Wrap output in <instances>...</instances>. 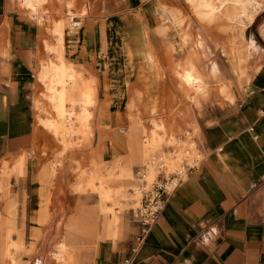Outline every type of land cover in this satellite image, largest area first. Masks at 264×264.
Masks as SVG:
<instances>
[{
    "label": "crops",
    "instance_id": "0c3cea01",
    "mask_svg": "<svg viewBox=\"0 0 264 264\" xmlns=\"http://www.w3.org/2000/svg\"><path fill=\"white\" fill-rule=\"evenodd\" d=\"M197 19L218 25L224 34L216 71L212 64L202 66L196 59L197 49L188 44L206 38L196 27ZM55 23L62 58L63 47L77 46L83 63L98 78V87L108 85L114 101L129 83L140 84L143 115L161 109L160 88H165L166 62L172 56L178 59L180 82L198 91L211 85L206 97L196 95L185 103L192 108L190 119L198 127V154L202 156L192 164L184 162L178 184L144 241L133 249L141 228L131 212L119 225L117 217L105 213L100 234L104 236L95 240L87 264H121L125 258L130 259L128 264H264V0H0V162L20 156L21 171L27 160L22 154L43 144L52 151L55 144L38 121L33 98L46 26ZM41 75L51 80L50 89L59 82L65 86L66 80L63 101L55 95L59 106L64 107L67 97L74 98L77 75L72 65L44 67ZM67 75L70 80L65 79ZM55 80L59 82L54 84ZM131 118L127 134L108 131L110 154L128 147L132 156L141 155L140 121ZM42 119L51 127V118ZM101 140L96 130L91 144L99 146ZM56 149L60 152L62 144ZM80 152L64 150L59 173L67 167V154ZM143 161L145 168L155 170L154 154ZM168 161L173 166L178 162L175 158ZM47 175L39 172L33 160L28 176L13 179L20 194L25 191L27 195L18 217L27 218L30 227L47 217L42 242L60 237L54 252L74 260L81 247L98 236V217L81 212L71 215L62 237L69 193L63 191L58 177L49 197L42 191V185L49 184L42 182ZM109 176L98 175L100 196L124 194L123 185L114 191ZM45 200L52 202L48 214L41 208ZM105 206L102 209L107 212ZM75 219L77 225L72 227ZM213 227L218 234L211 233ZM205 235H209L208 244ZM35 264L63 263L42 257Z\"/></svg>",
    "mask_w": 264,
    "mask_h": 264
},
{
    "label": "rangeland",
    "instance_id": "374dc122",
    "mask_svg": "<svg viewBox=\"0 0 264 264\" xmlns=\"http://www.w3.org/2000/svg\"><path fill=\"white\" fill-rule=\"evenodd\" d=\"M196 22L197 29L206 35V38L202 43L193 39L188 44L197 49L196 59L202 66L212 64L213 71H216L224 34L216 24L201 19H197ZM46 29L48 35L42 42L43 55L36 73L37 86L33 98L39 123L52 134L56 145L62 144V150L57 152L54 144L52 153L51 149L43 144L33 152L22 154L27 157L26 168L22 171L17 164L20 156L5 157L0 162V248L10 245L9 248L0 249V264H35L40 262L42 257H50L63 264L89 263L92 245L97 238L104 236L100 234L105 213L109 218L117 217V225L121 224L125 215L128 212L132 213V209L141 203L144 194L155 181L168 175L183 173L182 165L186 160L192 164L196 158L202 156L198 154V127L196 122L190 119L192 108L190 104L185 103L193 100L196 95L206 97L211 85L205 91H198L195 86L180 82L176 72L177 57L172 56L166 62L169 72L165 75V88H160L163 102L161 109L159 106L156 114L143 115V99L138 94L141 89L139 83L126 85L114 101L108 85L98 87V78L83 63L77 46L69 50L66 46L63 47V58L59 54L58 24L46 26ZM202 49H207L208 53H204ZM63 62L72 65L77 75L74 98L71 99L74 102L67 97L64 101L67 111L64 112L55 97L56 89L49 88L51 80L40 76L44 67L51 68ZM57 81L55 80L54 84ZM46 117L58 122L54 121V126L51 123L49 127L42 119ZM131 117L140 121L141 155L132 156L128 147L121 153L117 151L116 155L110 154L108 131L116 130L127 134L133 120ZM96 130L101 132L102 140L99 146L91 144ZM66 149H70V152H81L67 154L65 161L67 167L59 173L61 155ZM150 153L156 157L153 171L145 168L143 161ZM172 158L178 160L174 166L168 161ZM33 160L39 167V172L44 171L48 174V178L42 182L49 184H43L42 191L49 193V197L57 187L53 183L55 178H62L63 191L68 189L69 198L64 208L68 216L62 223L64 229L62 237L65 236V223L71 215L81 212L84 215L96 214L98 217V236L88 240L86 243L88 246L81 247L80 254L74 260L67 256L59 257L54 252V245L60 237L49 240L46 244L42 242L43 224L47 217L36 224L32 222V227L25 221L27 218L18 217L19 206L25 207L27 204V195L25 191L20 194L18 186L13 184V179L28 176V164L30 166ZM100 173L108 176L110 174V186L115 191L116 187L123 185L125 193H113L112 197H109L112 193H104L105 196L101 197V188L98 189ZM51 203V200L41 202V208L47 214ZM102 204L106 205L104 208L108 209L107 212L102 209ZM27 223L28 226L25 225Z\"/></svg>",
    "mask_w": 264,
    "mask_h": 264
},
{
    "label": "built area",
    "instance_id": "2783aa9c",
    "mask_svg": "<svg viewBox=\"0 0 264 264\" xmlns=\"http://www.w3.org/2000/svg\"><path fill=\"white\" fill-rule=\"evenodd\" d=\"M183 172V171H181ZM182 173L168 175L155 181L151 188L144 194L141 203L132 209V219L140 225V232L136 237L134 250L144 241L151 226L165 208L170 192L178 184ZM129 258H125L121 264H128Z\"/></svg>",
    "mask_w": 264,
    "mask_h": 264
},
{
    "label": "bare ground",
    "instance_id": "6f19581e",
    "mask_svg": "<svg viewBox=\"0 0 264 264\" xmlns=\"http://www.w3.org/2000/svg\"><path fill=\"white\" fill-rule=\"evenodd\" d=\"M232 1H234L235 2V0H232ZM239 1V0H238ZM246 1V0H245ZM260 2V1H259ZM236 3H237V1H236ZM240 3V2H239ZM241 4V3H240ZM234 5V4H233ZM262 5V4H261ZM256 6H260L257 2H256ZM253 7V6H252ZM245 8H246V6H245ZM243 10V9H242ZM208 13V12H207ZM210 13V12H209ZM248 13V12H247ZM250 14V13H249ZM243 16V15H242ZM252 16V15H251ZM239 20V19H238ZM242 23V22H241ZM249 23V22H248ZM243 24V23H242ZM235 27V26H234ZM182 30V29H181ZM235 31V30H234ZM186 41V40H185ZM187 41H188V39H187ZM64 70V69H63ZM62 72H64V71H62ZM187 72V71H186ZM62 74H64V73H62ZM66 74V73H65ZM200 74V73H199ZM181 75V74H180ZM190 75V74H189ZM61 77H64V76H61ZM200 77H202V76H200ZM68 78V79H67ZM70 78L71 77H69V75H67V77L65 78V79H67V80H70ZM75 78V77H74ZM194 78V77H193ZM204 78V77H203ZM46 79V78H45ZM191 79V78H190ZM201 79V78H200ZM62 80V79H61ZM203 80V79H202ZM45 81V80H44ZM193 81V80H192ZM199 81H201V80H199ZM59 82V81H58ZM197 83V82H196ZM205 83V82H204ZM193 84V83H192ZM70 85V84H69ZM65 86H66V80H65ZM64 84L62 83V82H59V84H58V86L55 88H53V89H56V96L59 98V100L60 101H63V95H64ZM201 88V87H200ZM88 96H89V94H88ZM57 99V98H56ZM87 99V98H86ZM89 102H91V101H89ZM89 102H88V104H89ZM86 104V103H85ZM61 108H62V111L64 112L65 110H64V107L61 105L60 106ZM50 119V118H49ZM45 121V120H44ZM46 122V121H45ZM51 122H53V126H54V121H53V119H52V121ZM50 122V123H51ZM46 124H47V122H46ZM65 125V124H64ZM55 128H57V127H55ZM128 144V143H127ZM129 146V145H128ZM182 167H183V169H184V164L182 165ZM147 169L148 170H150V168L149 167H147ZM183 171V170H182ZM100 180V179H99ZM102 180V179H101ZM101 180H100V182H101ZM103 182V181H102ZM77 225V221H76V219L74 220V221H72V223H71V226L72 227H75ZM6 248H9V247H7V245H6ZM69 256V255H68Z\"/></svg>",
    "mask_w": 264,
    "mask_h": 264
},
{
    "label": "clouds",
    "instance_id": "9594fccd",
    "mask_svg": "<svg viewBox=\"0 0 264 264\" xmlns=\"http://www.w3.org/2000/svg\"><path fill=\"white\" fill-rule=\"evenodd\" d=\"M210 231H211V233H216V234H218L217 229H216L215 227H213ZM204 243H205V244L210 243L209 235H205V236H204Z\"/></svg>",
    "mask_w": 264,
    "mask_h": 264
}]
</instances>
